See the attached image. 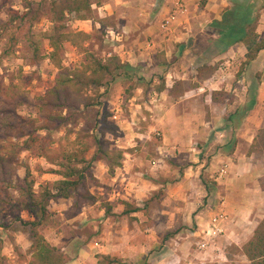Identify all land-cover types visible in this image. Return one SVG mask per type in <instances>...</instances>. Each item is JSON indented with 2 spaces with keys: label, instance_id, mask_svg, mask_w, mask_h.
I'll return each mask as SVG.
<instances>
[{
  "label": "crops",
  "instance_id": "1",
  "mask_svg": "<svg viewBox=\"0 0 264 264\" xmlns=\"http://www.w3.org/2000/svg\"><path fill=\"white\" fill-rule=\"evenodd\" d=\"M176 1L110 0L106 8L103 4L97 3L99 13L107 12L106 15L115 20L112 26L107 27L113 35L112 41L115 42V46H118L120 59L123 63L133 67L130 75L123 73L122 76L141 82L136 85V91L133 90L137 93L129 97L127 109L119 105L121 101L116 103V107L110 109L116 112L114 116L118 120L116 125L125 136L132 137L133 135L141 140L147 136L153 138V131H161L165 135L164 147H166L165 141L178 137L176 130L181 131L182 137L189 145L194 140L192 134L198 133L195 137H199V127L212 124L215 129L212 136H216L222 142L219 154L214 158L217 166L221 165L219 168L214 166L218 171L215 202L213 205L208 204L207 209L195 215L186 214L184 228L176 229L175 234L165 240L169 233H174L171 230L168 231L159 248L155 243L157 239L155 229H152L150 234L138 235L139 241L131 240L122 229L120 230L117 218L124 219L129 215L138 217L136 220L138 228L139 219L140 222L150 220L144 210L146 203L142 199L148 196L146 192L150 188L147 184L152 189H156L158 185L156 181L142 182V178L135 175V171L140 170L141 172L142 168L146 167L144 157L141 154L124 150L126 147L120 145V148L116 149L124 152L122 166H116L112 173L107 162L101 160L96 163L94 169L98 183H100L97 189L102 191L100 195H103L104 199L101 200L96 190L91 189L98 198L97 203L85 206L75 215L81 221L86 219L88 224L103 223L102 236H94L90 239L78 237V240L74 238L72 242L77 245L71 249L72 253L69 258L66 255L68 253L64 254V250L61 251L56 243L58 238L55 237L53 229L45 230L44 226L41 227L46 239L66 256V264H100L104 256L118 258L126 263L140 264H254L244 249L253 240L264 220V159H258L257 152L252 149L254 143L264 137V50L248 63V48L244 43L221 47L219 40L214 41L211 35L213 40L209 38L207 42L200 38L209 32L208 29L212 35L222 36L221 29L213 26L214 22L223 21L228 11H234L240 7L248 9L255 19L248 29L264 38V0H208L203 2L184 0L188 5V12L179 14L170 28L165 30L162 28V23L175 11ZM97 5L93 4V6ZM83 22L88 27L85 28L88 33L96 27L95 25L103 27L95 20L87 19ZM173 62H178L177 65L179 62L180 64L185 62L188 65L195 62L197 64H193L192 70H190L191 66H188L182 73L176 72V77L187 79L190 83L180 99L173 103L174 106L170 98V81L167 79L163 87H156L160 81L154 79L155 71L159 73L158 69L162 66H169L167 63ZM146 63L149 65L146 66ZM243 63L246 67L240 72L237 67ZM205 64L213 70L211 75L209 74L210 77L208 75L203 78L204 70L208 69ZM152 65L155 66V71H150V76H148V72H145L143 67L149 71ZM148 77L150 79L146 82L147 85H144L142 82H145V78ZM146 86L152 87L151 90ZM204 92H209L210 95L206 97ZM226 93H234L236 97L232 101L215 99V95H228ZM204 97L207 98V103L217 104V108H220L223 115H214L209 120L204 115ZM194 106L201 109L200 120L196 121L197 130L192 129L191 131L190 122H193L191 118L193 113L189 110ZM178 107L184 108V111L178 113L176 111ZM143 125L144 127L148 125L149 129L139 130ZM131 129L133 133L130 132ZM127 139L122 137L120 141ZM167 152L172 153L169 149L165 151L161 146L160 157L153 159L150 163V168L156 178L160 177L157 171L167 173V168L162 172L159 169L164 166L166 157L162 155ZM186 154L189 158L193 157V154L189 152ZM91 156L92 154L88 157ZM154 160H157L159 164L154 165ZM224 164L229 165V173L219 178V172ZM204 166L202 161L199 166H188L186 177L182 179L180 187L188 186V177L193 168H196L197 174ZM167 184L162 182L160 186H168L170 192L174 186L169 182ZM134 199L139 200L134 202ZM170 200L167 199L166 203ZM52 201L70 203L67 208L70 212L71 201L66 199ZM103 203L108 206L103 207ZM128 203H133L134 206ZM221 208L230 214L231 222L226 235L219 241L220 251L200 252L197 245L195 246L199 239V228L205 226L211 216ZM165 212L169 213V211ZM31 216L33 220H36L33 214ZM152 219L156 220L157 217L152 216ZM193 219L196 229L192 231L190 227Z\"/></svg>",
  "mask_w": 264,
  "mask_h": 264
},
{
  "label": "rangeland",
  "instance_id": "2",
  "mask_svg": "<svg viewBox=\"0 0 264 264\" xmlns=\"http://www.w3.org/2000/svg\"><path fill=\"white\" fill-rule=\"evenodd\" d=\"M84 1L86 0H0V158H2L0 159V171H2V164L5 163L3 169L5 174L0 180V264L31 263V246L34 237L30 227L24 222L33 219L31 211L24 209V206L21 205L23 199L19 188L27 187L31 182H34L36 192H41L48 187L53 188L54 182L60 179V176L56 174L60 168L54 163V158H59L57 150L80 134V128L88 118H80L77 126L74 124L60 125L54 130L45 128L49 112L52 110L45 106L44 97L57 85L60 75V69L56 67V64L49 59H44L52 52L50 41L47 38L48 34L56 35V33L65 32L77 35L74 37L76 44L72 42L63 44L59 55L62 66L69 70H76L82 66L90 53L104 62L111 57L119 56L118 46H115V42L112 41L113 35L108 28L110 27L108 25L112 26L115 20L108 17L107 12L99 13L97 5L100 2L106 8L110 0H89L92 3V10L88 12V19L98 21L103 25V27L95 25L96 27L90 33L85 31V28L88 27L83 22L84 20L79 19L78 13L68 12L70 9L74 10L80 7L79 5ZM93 4L97 6H93ZM12 37L16 39L11 45ZM5 50L11 51L9 55H4ZM177 63H167L169 66H162L158 69L159 73H156L154 65L150 66L152 69L149 71L143 67V70L148 72V76H150V71H155L154 79L160 81L156 87H163L162 85L166 81H170L172 105L185 93L190 83L187 79L176 77V72L182 73L188 66H191L190 70L193 67V64L188 65L185 62L180 64L179 62L177 65ZM146 64V66L149 65V63ZM245 67L243 63L239 64L237 69L241 72ZM136 68L139 67L136 66ZM207 68L204 70L203 78L212 73L213 68L209 66ZM108 79L110 80L108 87L97 91L91 90L88 93L95 104L100 102L103 104L102 110L105 108L111 112L109 125L104 129L105 136L110 140L111 147L114 149L123 145L126 147L124 150L130 153L141 154L146 167L142 168L141 172L140 170L135 171V175L141 177L142 182L156 181L158 185L156 189H152L147 184V187L150 188L146 192L148 196L142 199L146 203L144 210L150 220L146 219L140 222L139 219V228L136 226L138 217L129 215L124 219L117 218V221L120 223V230L122 229L133 241H139L138 235L150 234L152 229H155L157 237L155 243L159 248L168 231L174 232L176 229L184 228L186 214L195 215L199 211L207 209L208 204H214L215 197H217V168L221 166H217L214 158L219 154L222 142L216 136H212L215 131L212 124L199 127V137H195L198 133L192 134L194 140L189 145L182 137L181 131L177 132V130L175 133H178V137L176 136L171 141L170 139L165 141L166 147L163 145L165 135L161 131H153V138L147 136L141 140L133 135L132 137L125 136L121 129L112 127L117 124L118 120L114 118L116 112L110 108L116 107V103L121 101L119 105L127 109L129 97L137 93L135 92L136 85L141 82L120 74L115 77L108 76ZM149 79L150 77L145 78V82L142 83L147 85L146 82ZM146 88L151 90L152 87L146 86ZM134 89L135 91H133ZM226 94L228 95H215V99L232 101L236 97L234 93ZM209 95V92L205 93L206 97ZM206 97H204L205 103H203L205 106L204 115L209 120L214 115H223L220 108H217V104L207 103ZM98 108L96 107L95 111ZM183 109L178 107L176 111L180 113L184 111ZM200 111L201 109L197 106L189 110L193 113L191 117L193 122H190L191 131L192 129L197 130L196 121L200 120ZM52 113L68 115V111L64 108L53 110ZM145 127L143 125L139 130L149 129L148 125ZM132 131L131 129L130 132L133 133ZM32 135L42 137L45 145L53 149V152H49V159L26 150L25 141ZM99 135L101 138L105 137L100 132ZM122 137L128 139L122 142L120 141ZM161 146L165 151L169 149L172 153L167 152L162 155L166 157V160L163 163L164 166L159 169L162 172L167 168V173L157 171L160 177L156 178L150 168V163L153 159L160 157ZM244 149L246 148L244 147ZM252 149L257 152L258 159H264V137L256 141ZM187 152L193 154V157L189 158ZM195 158L200 161H196ZM201 161L205 164L204 168L197 174L196 168H193L188 177V186L181 188L180 183L186 177L188 166H199ZM139 173L142 174L139 175ZM3 181L13 184V187L3 189ZM162 182L166 185L169 182L174 186L170 190L171 193L168 186H160ZM90 187L96 190V194L101 197V200L104 199L103 195H100L102 191L97 189L100 187V183L91 184ZM167 199L171 200L166 203ZM137 200L139 199L133 201ZM69 204L51 201L49 220L43 226L45 230L53 229L55 237L58 238L56 243L60 250H64V254L68 253L66 255L70 258L71 249L77 245L72 242L74 238L78 240V237L83 239L100 237L104 228L102 227L103 223L88 224L86 219L82 221L77 219L75 215L79 212L76 214L68 212ZM128 204L134 206L133 203ZM107 206L106 203H103V207ZM165 211H169V213ZM152 216H156L157 219L153 220ZM113 220L115 221V219ZM191 222L190 229L193 231L196 223H194V219ZM52 236L54 235L52 234ZM260 262L257 260L254 264H260Z\"/></svg>",
  "mask_w": 264,
  "mask_h": 264
},
{
  "label": "trees",
  "instance_id": "3",
  "mask_svg": "<svg viewBox=\"0 0 264 264\" xmlns=\"http://www.w3.org/2000/svg\"><path fill=\"white\" fill-rule=\"evenodd\" d=\"M83 4L84 6H82ZM79 6L74 10H68V12H76L80 20H87L88 12L92 10V3L86 0ZM254 21L253 14L248 9L240 7L234 11H228L223 21L214 22L213 26L221 29L222 36L212 35V32L208 29L209 32H206L200 39H204L205 42L209 38H213L214 41L219 40L221 47L244 43L248 48L247 62L249 63L264 50V38H261L255 31L248 29ZM76 36V34L65 32L61 34L59 32L56 35L52 33L47 36L52 52L44 59L53 61L56 67L60 69V75L57 79V85L44 97L45 106L52 111L64 108L68 111V115L53 114L50 111L45 128L54 130L60 125L74 124L77 126L80 118H88L80 128V134L57 150L59 158H54V163L60 168L56 171L60 179L54 182L53 188L48 187L41 192H36L34 182H31L27 187L21 186L19 188L23 199L21 205L24 206V209L30 210L36 217V220L24 222L25 225L30 227L34 237L30 264H66V256L57 247L53 246L41 231V227L49 220L48 207L50 202L58 199L69 200L72 202L70 211L75 212L74 214L85 206L96 204L98 198L90 187L91 184L98 183L94 172L96 163L101 160L106 161L112 173L115 171L116 166L123 165L124 152L111 147L110 140L105 136L104 129L109 125L111 112L105 108L102 110L103 104L101 102L95 104L88 93L91 90L97 91L108 87L110 85L108 76L115 77V75H122L123 73L130 75L133 67L130 64L123 63L119 56L111 57L104 62L90 53L86 62L78 69L69 70L64 68L59 61L61 48L63 44L68 42L76 44L74 38ZM15 39V37L11 38V45ZM10 52L5 50L4 55L7 56ZM193 64L197 65L196 62ZM205 66L207 65L205 64ZM200 67L202 68L203 64ZM96 107H99L97 111H95ZM112 127L119 129L117 125ZM99 132L105 137L101 138ZM25 145L26 150L48 159L49 152H53V149L45 145L44 139L37 135L30 136L25 141ZM90 153H92V156L89 158ZM4 168L5 163L2 164L0 180L5 174ZM2 184L5 190L13 187V184L6 181H3ZM174 234L175 232L169 233L165 240ZM244 250L252 261L260 260V264H264V220L257 229L255 237L245 246ZM100 264L140 263H126L118 258L104 256Z\"/></svg>",
  "mask_w": 264,
  "mask_h": 264
},
{
  "label": "built area",
  "instance_id": "4",
  "mask_svg": "<svg viewBox=\"0 0 264 264\" xmlns=\"http://www.w3.org/2000/svg\"><path fill=\"white\" fill-rule=\"evenodd\" d=\"M208 1V0H200ZM188 12V5L184 0H177L175 3V11L172 12L162 23V28L168 30L171 24L176 20L179 14H186ZM159 134V132H158ZM154 165H158L157 160L153 161ZM229 165L224 164L219 172V178H223L229 173ZM231 222L230 214L224 209H219L207 221L205 226L199 228V241L197 248L200 252L207 253L210 250L220 251L219 241L226 235L228 225Z\"/></svg>",
  "mask_w": 264,
  "mask_h": 264
}]
</instances>
